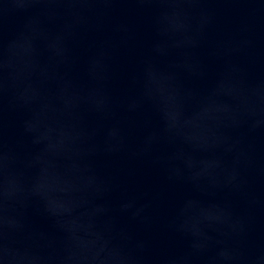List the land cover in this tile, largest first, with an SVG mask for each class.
<instances>
[{
  "label": "water",
  "instance_id": "1",
  "mask_svg": "<svg viewBox=\"0 0 264 264\" xmlns=\"http://www.w3.org/2000/svg\"><path fill=\"white\" fill-rule=\"evenodd\" d=\"M0 264H264V0H0Z\"/></svg>",
  "mask_w": 264,
  "mask_h": 264
}]
</instances>
